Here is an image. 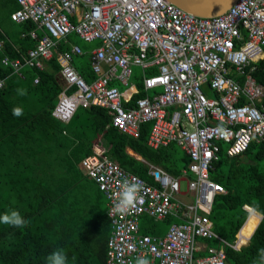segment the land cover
I'll return each mask as SVG.
<instances>
[{
    "label": "built area",
    "instance_id": "obj_1",
    "mask_svg": "<svg viewBox=\"0 0 264 264\" xmlns=\"http://www.w3.org/2000/svg\"><path fill=\"white\" fill-rule=\"evenodd\" d=\"M16 3L9 17L33 23L27 35L35 45L20 59L3 55L0 63L21 76L22 66L41 70L44 61L54 59L62 88L52 117L67 122L77 107L98 106L118 131L137 137L147 126V146L156 149L173 142L187 156L178 175L143 160L153 183L122 168L99 148L80 159L82 172L106 199L110 233L104 264H137L139 259L149 264H230L223 246L238 249L241 242L236 237L228 243L212 229L208 214L213 198L225 191L209 170L221 147L230 158L241 155L250 141L264 139V88L252 75V63L263 57L264 0H235L211 16L186 12L168 0ZM69 33L97 41L89 54L96 75L90 81L72 64L73 56L81 53L79 46L58 49L59 40ZM132 65L141 68L144 94L127 104L130 96L124 97L110 82L125 84ZM148 67L156 72L145 75ZM37 80L35 76L33 83ZM3 84L0 77V88ZM125 180L142 188L134 207L114 212ZM242 207L248 214L252 209ZM142 215L174 221L162 236H151L138 230ZM209 239L218 245L204 246L206 254L193 258L201 249L199 240Z\"/></svg>",
    "mask_w": 264,
    "mask_h": 264
},
{
    "label": "trees",
    "instance_id": "obj_2",
    "mask_svg": "<svg viewBox=\"0 0 264 264\" xmlns=\"http://www.w3.org/2000/svg\"><path fill=\"white\" fill-rule=\"evenodd\" d=\"M17 6L16 0H0V10L4 13L3 16L6 20L5 26L0 24V40L2 41L0 59L3 55L15 58L20 53L26 54L35 44V40L27 35V32L34 27L33 23L29 20L14 22L9 17V13ZM68 36L82 50L89 49L73 39L72 34ZM66 47L63 43L58 45L60 50ZM85 55L75 56L73 64L77 72L86 81H89L93 75ZM57 69L58 65L54 59H50L46 62L44 70L39 72L38 82L32 84L34 70L22 69L23 77L20 78L13 74L9 67L0 63V77L4 78V85L0 88V141L9 138V142L5 143L10 144L9 152L12 154L14 152L16 155V158L0 160V216L6 212L9 213L8 197L4 191L9 189L30 191L35 199V203L32 205L35 210L21 215L23 219H27L28 215L38 213L40 206L50 205L55 201L57 193L72 188L78 177L84 181L87 177L82 172L79 173L74 165L83 156L92 153V141L98 136L103 143V154L106 157L116 161L122 168L136 174L148 183L151 180L146 173L147 166L131 154L139 155L143 160L160 166L171 175H178L188 161L187 156L172 142L156 149L147 146V126L141 128L137 137H132L111 126L106 110L93 105L77 107L66 123L54 119L50 115V110L60 91V85L55 76ZM252 75L264 88V56L255 63ZM11 86L18 90H20L17 88L18 86H23L20 90L23 94L30 91L38 96L39 109L14 116L12 109L19 106H12L5 96V93L10 92L9 87ZM137 86L140 88L141 84L138 83ZM142 94L143 92L139 90L135 96ZM262 101L264 102V96ZM50 124L51 128L48 126ZM61 137L64 143L72 144L71 162L66 165L65 172L71 175L74 171L73 177L71 175L64 179L46 180L37 174L40 168L36 164L23 163L20 159L19 156L23 154L24 147L32 146L33 150H41L38 148L42 145L47 146L54 142L60 144ZM74 140L77 143L73 144ZM12 148L14 149L12 150ZM127 149L132 153L129 154L130 151L128 153ZM19 152L22 154L20 155ZM34 153L37 154L40 151ZM27 172L33 175V180L8 179L13 178L14 175L25 177ZM209 176L219 182L225 191L214 196L208 215L214 232L226 241L232 242L234 234L247 216L242 205L246 204L254 210L240 229V242H244L245 238L250 235L247 243L238 250L223 246L225 259L230 264H264V259L261 258V250L264 249V139L250 141L241 155L230 158L225 155L224 149L221 147L217 160L212 163V169L209 170ZM65 203L67 204V201ZM255 211L261 215L260 219ZM107 226H109V221L106 216ZM49 231L57 232L60 229ZM23 240L29 248L22 245ZM50 240L49 232L46 233L39 228L30 229L26 226L18 229L12 228V225L0 223V264H42L41 254L50 248ZM63 245L65 246L63 252L66 257H69L72 254L70 249L68 250L71 242H63ZM104 259L105 256L103 264ZM47 262L46 264H49V261ZM79 263L90 264L85 260Z\"/></svg>",
    "mask_w": 264,
    "mask_h": 264
},
{
    "label": "crops",
    "instance_id": "obj_3",
    "mask_svg": "<svg viewBox=\"0 0 264 264\" xmlns=\"http://www.w3.org/2000/svg\"><path fill=\"white\" fill-rule=\"evenodd\" d=\"M14 6H16V4H14ZM36 32H39V31L36 30ZM69 34L75 35L76 37L80 38L74 33H69ZM69 34L66 35L65 40L64 39L59 40V43L65 44L67 46L65 49L69 48V44H76L77 46H79L77 43L72 42L68 38ZM80 39L88 44L93 43V45H85L86 47L89 48L86 51L82 50L79 47L81 50V53L73 56L72 64H73V59L75 56L86 54L85 59L88 61V66H89V54H90V51L94 49L95 46L97 45V41L95 40L85 41L82 38ZM262 51H263V56H264V50ZM22 55L23 54L20 53L18 57H15V58L20 59ZM47 61H44V64L41 70H37L35 68H31L28 66H22V68L20 69L21 76H18V74L16 75L22 78L23 77L22 69L28 68V69L34 70V73H35L34 77L38 76L39 78L38 74L39 72L44 70ZM255 63L256 62H253L252 65L255 66ZM135 67L137 68V70H134ZM155 72H156V69L153 67H148L144 70L145 75H149ZM91 73L93 75L91 79H93L96 75L92 71ZM55 76L57 78V81L60 85V90H61L62 82L58 76V69L55 73ZM130 79H133V81H130ZM110 83L113 84L120 91L124 92L123 94L124 97L128 95L130 96V100L127 102V104H130L135 98L139 97V96H135L136 94L139 93V90L143 92L142 85L140 88L137 86L138 83L141 84L140 66L132 65V73L127 79L125 84L119 82L118 80H111ZM32 84H35L33 83V79H32ZM20 87L18 86L17 88L21 90L23 86H20ZM9 90L10 92L8 91L7 93H5V96H7L6 98L8 99V102L11 103L12 106L18 105L22 110V114H26L27 112H31V111H37L39 109V104H40L39 98L32 92L29 91L23 94L20 90L14 89V86L9 87ZM207 93L210 94L209 92ZM62 123H66V122H62ZM48 126L49 128L52 127L51 124ZM8 139L9 138H4L2 141H0V160L1 161L6 158H16V155L14 152L13 154L9 152L10 144L5 143V142H9ZM60 141H61L60 144H58V142L56 143L54 142V143L47 144V146L42 145L41 147L38 148L41 150H37V149L33 150L31 145H30L31 147H28V148L24 147V149L22 150L23 154L22 152H19L20 155L22 154L19 157L20 159H22L23 163L33 164V165L36 164L40 168L39 173L37 174H39L41 177H43L46 180L50 179L54 181V180L64 179V177H70L74 173V171L70 175L65 172V168H66V165L71 162L70 151L73 150L72 144L70 142L64 143L62 137L60 138ZM73 142H74L73 144L77 143L76 140H74ZM98 148L102 150V152L104 151L103 143L100 141V136L96 137L92 141L91 150L93 151ZM13 149L14 148H12V150ZM179 150L181 149L179 148ZM35 151H40V153L36 154L34 153ZM128 151L130 150L127 149V152ZM182 152L184 153V151ZM6 153L7 155H5ZM131 153L132 152L130 151L129 154ZM131 155H133L134 157H136L137 159L143 162V159L139 155H136L134 153ZM184 155L186 154L184 153ZM144 162H147V161L144 160ZM74 166L79 173L82 172L79 166V162ZM83 175L85 176L84 173ZM147 175L149 176L148 173ZM8 179L33 180L34 178L31 173L27 172L25 177H21V175H17L16 177V175H14L13 178H8ZM150 180H151L150 183H153L151 177H150ZM180 183H183V180H181ZM183 186H184V183H183ZM4 192L6 196L8 197L9 213L12 210H16L20 213V215H22L29 211L35 210L34 208H32V205L35 203V199H34V196L31 195L30 191H27L24 189H18V190L9 189L8 191H4ZM66 201H67V204L65 203ZM105 203H106V199L104 195L102 194L100 190H98L96 184L91 179L86 178L84 181H81L80 177H78L75 183H73L72 188L66 190L65 192L57 193L55 197V201L50 203V205L40 206L38 213H33V215H28L27 219H24L27 224L25 223V225L21 227L12 226V228L21 229L27 226L30 229L39 228L40 230H44V232L46 233L49 232V235L51 238L50 240L51 245H50V248L46 249V252L44 254H41V256L43 257L42 264H46V262L48 261L47 257L51 253L57 250H63V248L65 247L63 245V242H68V241L71 242L70 248L68 247V250L70 249L72 254L69 255V257H67L66 264H80L79 262H81L82 260H85L90 264H103L104 248H105L106 240L110 233V227L109 226L106 227ZM252 211L254 210H251L250 213ZM250 213L249 214L247 213L245 220L243 221V223L241 224L237 232L234 234V239L238 237L237 234L240 233V229L243 226V224L247 221ZM172 221L174 220L170 216L161 218L158 220H153L146 215H142L140 216L138 220V230L139 232L146 233L151 236H162L166 232L168 225ZM165 224L167 225L166 227L164 226ZM51 229H60V231H57V232L49 231ZM249 236L245 238L244 242L240 243L239 248L247 243ZM199 242H200L201 249L193 253V258L204 256L206 254V251L203 249L204 246L206 245L207 246H210V245L217 246L218 245L217 242L213 239L199 240ZM232 242H228V243H232ZM23 244L29 248L25 240H23L22 245ZM238 249H234V250H238ZM152 264H155V263L153 262Z\"/></svg>",
    "mask_w": 264,
    "mask_h": 264
},
{
    "label": "clouds",
    "instance_id": "obj_4",
    "mask_svg": "<svg viewBox=\"0 0 264 264\" xmlns=\"http://www.w3.org/2000/svg\"><path fill=\"white\" fill-rule=\"evenodd\" d=\"M12 111L14 116H20L22 114V110L19 107L13 108ZM141 188L142 185L138 182L129 183L127 180H125L122 184L118 203L115 204L113 211L124 213L128 211L129 208L134 207L137 194ZM257 214L260 215L259 213ZM0 223L12 225L15 227H21L25 225L26 221L21 217L18 211L12 210L10 213L6 212L2 216H0ZM261 258L264 259V249L261 250ZM47 259L49 261V264H66L67 257L64 254L63 250H57L51 253L47 257ZM137 264H149V262L146 259H139L137 261Z\"/></svg>",
    "mask_w": 264,
    "mask_h": 264
},
{
    "label": "water",
    "instance_id": "obj_5",
    "mask_svg": "<svg viewBox=\"0 0 264 264\" xmlns=\"http://www.w3.org/2000/svg\"><path fill=\"white\" fill-rule=\"evenodd\" d=\"M180 9L198 15L211 16L224 12L235 0H168Z\"/></svg>",
    "mask_w": 264,
    "mask_h": 264
},
{
    "label": "rangeland",
    "instance_id": "obj_6",
    "mask_svg": "<svg viewBox=\"0 0 264 264\" xmlns=\"http://www.w3.org/2000/svg\"><path fill=\"white\" fill-rule=\"evenodd\" d=\"M3 12L0 10V24L5 26L6 25V20L4 19ZM73 39H76L78 43L82 45H93V43H86L84 41L79 40L75 35L72 36ZM134 70H137L135 67ZM130 81H133V79H130ZM243 158V156H241ZM246 161V159H244ZM181 187H183V183H181ZM165 227L167 226L166 224L164 225Z\"/></svg>",
    "mask_w": 264,
    "mask_h": 264
},
{
    "label": "bare ground",
    "instance_id": "obj_7",
    "mask_svg": "<svg viewBox=\"0 0 264 264\" xmlns=\"http://www.w3.org/2000/svg\"><path fill=\"white\" fill-rule=\"evenodd\" d=\"M239 234H240V233H238L237 236H238V238L240 239V235H239Z\"/></svg>",
    "mask_w": 264,
    "mask_h": 264
}]
</instances>
